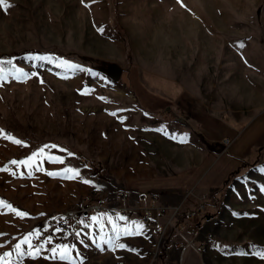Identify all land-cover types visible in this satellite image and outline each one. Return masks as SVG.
I'll return each mask as SVG.
<instances>
[{"label":"rangeland","instance_id":"rangeland-1","mask_svg":"<svg viewBox=\"0 0 264 264\" xmlns=\"http://www.w3.org/2000/svg\"><path fill=\"white\" fill-rule=\"evenodd\" d=\"M6 3L0 55L31 54L0 58V201L27 213L0 207V256L69 264L50 258L67 245L70 264H264V147L237 166L221 156L219 165L234 169L227 174L213 164L220 150L209 152L264 110V0ZM89 58L117 66L118 78L95 72ZM242 134L240 151L251 127ZM41 149L32 168L11 163ZM66 168L79 176L66 178ZM93 195L129 210L88 215L78 229L55 225ZM203 197V215L181 236L172 211L194 210ZM145 203L166 209L164 234L142 219ZM136 226L139 234H124ZM29 234L43 245L35 259L27 245L23 257L15 252Z\"/></svg>","mask_w":264,"mask_h":264},{"label":"built area","instance_id":"built-area-1","mask_svg":"<svg viewBox=\"0 0 264 264\" xmlns=\"http://www.w3.org/2000/svg\"><path fill=\"white\" fill-rule=\"evenodd\" d=\"M224 142L227 144L228 140H225ZM204 201L203 197L199 205L191 211L183 210L178 212L177 208L172 211V220H176L175 228L181 236L187 231L191 232L192 229H189L190 224L195 223L198 216L205 210ZM125 205H121L117 208H110L104 204L99 195H93L87 199H83L76 208L64 211L55 225L63 230L78 229L81 227L83 217L102 212H107L111 217L120 214L123 215L129 210L127 207L128 204L127 206ZM164 209V207H161L160 212V209L151 207L148 203L143 204L141 207L142 219L152 227L155 233L158 234H164L166 228L164 224L159 223L160 218L162 219L163 217L162 214ZM174 215H177L178 217L175 219ZM169 223L172 224L171 221ZM184 242L186 244L180 243L179 247L182 246L183 248H186L190 245V242L186 239ZM202 246V244L198 245V249H202Z\"/></svg>","mask_w":264,"mask_h":264},{"label":"snow or ice","instance_id":"snow-or-ice-1","mask_svg":"<svg viewBox=\"0 0 264 264\" xmlns=\"http://www.w3.org/2000/svg\"><path fill=\"white\" fill-rule=\"evenodd\" d=\"M83 2V0H82ZM11 5L6 3V0H0V9L2 10H7L8 8H10ZM0 72H3V69L0 68ZM86 94V93H85ZM103 99V98H101ZM112 115H116L115 113H112ZM0 132H2V130H0ZM5 138L10 139L13 143L15 144H22L21 141L19 140H15L11 137L5 136ZM52 148H57L56 145H52ZM61 151H66L61 149ZM44 154V149H41L39 151V153H34L31 157H29V159L27 160H22V161H16L13 160L11 161V163L13 165H22L28 168H32L36 163H37V158L40 155ZM71 155V154H70ZM46 159H49L51 162L54 163H60L63 164L64 161L60 158H53V157H46ZM0 170H4V169H0ZM39 170V169H37ZM31 174V173H29ZM47 175H54L53 173L49 172L46 173ZM64 175L66 178H77L79 176V172L75 169L72 168H66L64 170ZM84 183H89V181L85 180L83 181ZM0 207H4V208H8L11 212H13L15 215H17L20 218H25L27 216V213L21 212L15 208H13L11 205L6 204L4 201H0ZM98 218L93 217V220H97ZM119 219L123 220L124 217H119ZM113 230L116 232V239L118 240L120 238V230L113 225ZM142 231V226H136L135 231H131L130 229H124V234L125 235H134V234H139ZM77 235H79V233H77ZM40 236V233L37 232L35 234V238L38 239ZM32 239L33 236L32 234H29V236H26L20 243H17L15 245V252L18 256L23 257L25 255V253L22 251V245H27L28 247V253L27 255L32 258L35 259L37 256H39L41 249L43 248V245H39L36 246L32 243ZM45 243L47 244H51V237L48 238L47 241H45ZM2 247V246H0ZM119 248H124L125 245L124 244H119L118 245ZM51 259L56 260L59 259L60 261H68L70 264V257H69V247L67 245H60L58 247H53L51 248ZM12 255L11 252H5L4 256H0V264H11V262L7 259L8 257H10ZM262 259H264V253L261 254ZM49 258V257H46Z\"/></svg>","mask_w":264,"mask_h":264},{"label":"crops","instance_id":"crops-1","mask_svg":"<svg viewBox=\"0 0 264 264\" xmlns=\"http://www.w3.org/2000/svg\"><path fill=\"white\" fill-rule=\"evenodd\" d=\"M260 115V116H259ZM240 123L239 124H232L229 123V126L226 128V130L228 131H232L233 133L235 132L234 128L237 127L238 129L240 128ZM249 127H251V134H250V139L248 140V145L247 143L245 144L244 148H242V150L240 151V147L241 145L239 144L236 147V144L238 143V140L242 137L241 135H243L242 133H244V131H246ZM229 134L232 136L231 138L225 137L222 140H228L229 142L227 144H225L222 140H220L219 142H217V146L216 147H212V150H210V155H216L214 154V152H216V150H220V154H218L217 156H215V159L217 157V162L214 163L213 160V164L215 166V164L219 165V162H221L222 160H220L221 156L224 157L227 161H232L234 162V166H237L240 164V162H242L243 158L251 153L253 151V149H257L255 147H264V110L259 112L255 117L251 118L246 124L241 126V131H239L238 133H236L234 136L229 132ZM237 135H239V137L237 138ZM222 142V144H221ZM220 167L217 168L219 170V172L221 173H231L234 171L233 168H227L225 167V165L220 164ZM226 168V169H224ZM176 183L173 182V184L170 185L169 190L173 191V187H175ZM217 185V183H216ZM178 187V186H177ZM175 187L174 189L176 190ZM147 202V201H145ZM166 198L165 197H161V205L162 204H166ZM168 203V202H167ZM171 205V204H170ZM203 215V214H202ZM201 215V216H202ZM201 216L199 217V219L201 218ZM199 222V221H198ZM197 224V223H196Z\"/></svg>","mask_w":264,"mask_h":264},{"label":"trees","instance_id":"trees-1","mask_svg":"<svg viewBox=\"0 0 264 264\" xmlns=\"http://www.w3.org/2000/svg\"><path fill=\"white\" fill-rule=\"evenodd\" d=\"M31 54V51L28 50H23L20 52H12L11 54H7V55H0L1 57H6L9 59H13V58H21V57H25V56H29ZM88 64L89 67L92 68L93 70H95V72H97L98 74H100L103 77H107L108 76V71L110 69H112L115 65L103 60H99V59H95V58H89L88 59Z\"/></svg>","mask_w":264,"mask_h":264},{"label":"water","instance_id":"water-1","mask_svg":"<svg viewBox=\"0 0 264 264\" xmlns=\"http://www.w3.org/2000/svg\"><path fill=\"white\" fill-rule=\"evenodd\" d=\"M119 73H120V70L118 69L117 66H114L112 69L108 71V75L114 77L115 79L118 78Z\"/></svg>","mask_w":264,"mask_h":264}]
</instances>
